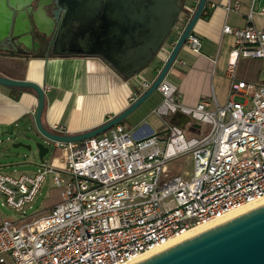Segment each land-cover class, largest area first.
<instances>
[{
	"label": "built area",
	"instance_id": "1",
	"mask_svg": "<svg viewBox=\"0 0 264 264\" xmlns=\"http://www.w3.org/2000/svg\"><path fill=\"white\" fill-rule=\"evenodd\" d=\"M259 1L250 0L245 27L222 28L234 39L224 105L208 99L184 105L167 79L180 64L176 58L157 86L161 99L151 111L161 130L147 123L131 130L116 125L82 142L56 143L61 158L45 162L32 177L0 173V196L16 212L33 201L47 174L60 191L58 202L30 222L9 220L0 210V264H132L192 227L264 198V32L252 26ZM196 5H183L169 41L156 56L157 73ZM238 8L227 5L225 10ZM257 14L264 17V5ZM199 46L192 34L183 45L192 53ZM238 57L262 62L257 82L235 78ZM137 77H132L136 88L130 104L151 84ZM236 96L243 101L233 100ZM177 115L188 119L184 129L171 123ZM201 125L209 127L206 134ZM181 158L192 160V172L168 174L167 164Z\"/></svg>",
	"mask_w": 264,
	"mask_h": 264
},
{
	"label": "water",
	"instance_id": "2",
	"mask_svg": "<svg viewBox=\"0 0 264 264\" xmlns=\"http://www.w3.org/2000/svg\"><path fill=\"white\" fill-rule=\"evenodd\" d=\"M186 0H0V36L7 44L0 53L25 55L42 50L54 57L96 58L122 79L147 69L171 36ZM207 0L196 8L178 37L169 57L149 88L121 113L102 125L75 135L59 134L44 127L45 93L41 86L0 74V86L29 90L37 98L34 132L42 141L34 147L43 165L50 146L82 142L120 125L140 107L178 57L202 14ZM159 66L158 62L155 63ZM184 129L188 119L174 116ZM197 127L192 125V128ZM30 151L32 146L12 144ZM56 148V147H55ZM136 264H264V205L238 215Z\"/></svg>",
	"mask_w": 264,
	"mask_h": 264
},
{
	"label": "crops",
	"instance_id": "3",
	"mask_svg": "<svg viewBox=\"0 0 264 264\" xmlns=\"http://www.w3.org/2000/svg\"><path fill=\"white\" fill-rule=\"evenodd\" d=\"M197 1L186 0L185 6L193 9ZM234 4L239 5L238 10H225L227 5ZM249 4L250 0H207L191 32L199 39V52L192 53L182 47L177 57L180 64L170 71L172 78L169 81L177 87L184 105L195 106L202 99H208L212 104L222 106L227 101L229 79L226 65L234 39L231 35L223 34L222 28L225 24L233 29L245 27ZM262 5L264 0L254 6L252 26L264 32V17L257 14ZM5 44L7 39L0 36V48ZM40 54L41 57H33L31 53H0V74L42 87L45 93L42 123L45 128H61L69 135L84 133L102 125L130 105V97L136 88L135 79H122L96 58ZM261 66L262 62L258 59L238 57L234 68L235 78L246 83L257 82ZM157 69L158 66L154 64L138 74L137 78L151 82L157 75ZM157 94L158 100L153 99L155 106L161 99ZM235 98L242 99L236 96L233 100ZM36 106L37 98L33 92L0 86V139L13 132H34ZM170 120L171 123L177 121L173 118ZM61 156L60 153L53 160ZM55 190L57 195L46 204L47 210L59 200L60 191Z\"/></svg>",
	"mask_w": 264,
	"mask_h": 264
},
{
	"label": "rangeland",
	"instance_id": "4",
	"mask_svg": "<svg viewBox=\"0 0 264 264\" xmlns=\"http://www.w3.org/2000/svg\"><path fill=\"white\" fill-rule=\"evenodd\" d=\"M168 41L169 40H167V42ZM155 63H157V57L148 68L153 66ZM171 72L167 75L168 80H171L172 78ZM157 95L158 94L155 91L146 102L138 107L121 123L125 130H131L137 125L141 124L143 121L154 128L155 131L161 130V121L151 114V111L155 106L153 99L155 98L158 100ZM235 101L242 102V99L235 98ZM200 130L202 133L206 134L209 130V127L207 125H201ZM0 140L2 141V143H0L1 174L8 175L14 178H17L21 175L32 177L42 170L37 158V151L34 147V143L36 141H42L41 137L37 133L33 131L30 132L28 130H23L20 132H13L10 136H3ZM15 143H24L25 145L30 144L32 148L30 151H27L23 148L14 149L12 148V144ZM60 153V149L55 148L53 147V145H51L49 153L44 158V162H51L56 157L60 156ZM166 172L168 174L191 173L192 160L181 158L171 161L166 166ZM56 195L57 192L51 183V176L50 174H47L33 201L25 204L21 211L16 212L13 209L5 206L4 198H2L1 196L0 210L2 215L9 220H19L20 223L30 222L40 216L45 215L48 212L45 206Z\"/></svg>",
	"mask_w": 264,
	"mask_h": 264
},
{
	"label": "bare ground",
	"instance_id": "5",
	"mask_svg": "<svg viewBox=\"0 0 264 264\" xmlns=\"http://www.w3.org/2000/svg\"><path fill=\"white\" fill-rule=\"evenodd\" d=\"M262 205H264V198H262L256 202H253L247 206H244L238 210L232 211L222 218L212 220V221L205 223V224L196 225V226L192 227L191 229H189V230L183 232L182 234L178 235L176 238L170 240L163 247H161L159 249H155L151 252H148L146 254L141 255L136 260H134V262L132 264H136L137 262L148 259L149 257H151V256H153V255H155L161 251H164V250L168 249L169 247H172V246H174V245H176V244H178L184 240H187V239L194 237V236H196V235H198V234H200V233H202V232H204L210 228H213L216 225L224 223V222L230 220L231 218H234L238 215L246 213V212H248L254 208H257L259 206H262Z\"/></svg>",
	"mask_w": 264,
	"mask_h": 264
},
{
	"label": "trees",
	"instance_id": "6",
	"mask_svg": "<svg viewBox=\"0 0 264 264\" xmlns=\"http://www.w3.org/2000/svg\"><path fill=\"white\" fill-rule=\"evenodd\" d=\"M202 16H204V17H205L206 15H202ZM31 54H32V53H31ZM32 56H33V57H41V56H42V54H40V53H39V54H32ZM19 91H21V90H19Z\"/></svg>",
	"mask_w": 264,
	"mask_h": 264
},
{
	"label": "flooded vegetation",
	"instance_id": "7",
	"mask_svg": "<svg viewBox=\"0 0 264 264\" xmlns=\"http://www.w3.org/2000/svg\"><path fill=\"white\" fill-rule=\"evenodd\" d=\"M40 52H43V51H42V50H40ZM40 52H39V53H40Z\"/></svg>",
	"mask_w": 264,
	"mask_h": 264
}]
</instances>
